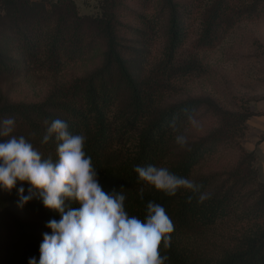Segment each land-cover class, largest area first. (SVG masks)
Wrapping results in <instances>:
<instances>
[{
    "label": "trees",
    "instance_id": "obj_1",
    "mask_svg": "<svg viewBox=\"0 0 264 264\" xmlns=\"http://www.w3.org/2000/svg\"><path fill=\"white\" fill-rule=\"evenodd\" d=\"M131 1H136L137 12L128 6ZM201 2L196 11L178 0H99L98 15L86 17L79 15L75 0H57L62 14H68L72 22L99 24L94 41L101 50V64L84 76L56 82L39 101L11 100L0 93V118H15L13 134L24 136L43 157L53 160L57 142L41 143L53 120L61 119L71 133L84 135L85 152L97 168L100 184L105 191L126 193L129 214L144 219L149 201L165 208L175 226L171 247L162 252L169 257L167 264H264V182L256 168L255 152L238 141L255 115L248 110H225L208 97L168 102L176 80L202 73L195 50L212 49L238 24L259 17L264 13V0ZM37 5L50 11L47 0H0V77L11 75L4 61L11 60L12 50L34 69L53 76L66 64L64 35L54 22L33 13ZM128 14L136 26L127 22ZM190 22L197 24V37L191 55L184 57ZM127 28L145 41L161 40L159 55L140 62L136 69L131 47L123 38ZM5 38L13 46L9 43V52L3 47ZM105 81L110 84L107 99L126 97L133 108L124 131L136 130V135L127 154L113 149L106 136V110L97 90V83ZM201 114L210 115L216 124L203 135L190 137L189 118L196 121ZM177 135L187 138L184 147L175 142ZM229 153H235V160L208 168L213 158ZM150 164L193 180L208 198L201 202L200 193L183 188L167 196L145 185L134 168ZM23 186L27 195L29 185L25 182ZM141 188L143 198L138 195ZM52 219L59 220V214L46 209L38 197L21 208L16 188L0 189V264H28L31 257L38 259L43 233L51 231L46 224Z\"/></svg>",
    "mask_w": 264,
    "mask_h": 264
},
{
    "label": "clouds",
    "instance_id": "obj_2",
    "mask_svg": "<svg viewBox=\"0 0 264 264\" xmlns=\"http://www.w3.org/2000/svg\"><path fill=\"white\" fill-rule=\"evenodd\" d=\"M15 127V118H0V189L16 188L21 208L38 197L60 216L47 222L51 231L43 233L39 257L29 258L28 264H167L169 257L162 252L171 247L175 226L162 205L147 202L144 219L129 214L126 193L103 189L85 152L86 137L71 133L67 122L53 120L41 140L57 142L55 160L43 157L24 136L14 135ZM175 142L184 147L187 138L177 135ZM134 171L139 181L167 196L183 188L200 193L201 202L208 198L201 185L167 167L137 165ZM143 192L141 188V198Z\"/></svg>",
    "mask_w": 264,
    "mask_h": 264
},
{
    "label": "rangeland",
    "instance_id": "obj_3",
    "mask_svg": "<svg viewBox=\"0 0 264 264\" xmlns=\"http://www.w3.org/2000/svg\"><path fill=\"white\" fill-rule=\"evenodd\" d=\"M191 5L195 10L203 3L201 0H178ZM238 1V0H235ZM79 15L95 17L98 15L99 0H75ZM50 11L46 12L44 6L37 5L33 13L41 16L46 21L54 22L64 35L62 56L66 61L62 71L53 76L45 71L34 69L33 65L23 59L13 50L10 51L11 60L4 61L6 71L11 75L8 78L0 77V93L11 100L39 101L56 83L69 82L76 77L84 76L101 64V50L95 45V36L99 24L93 21L72 22L70 16L64 13L57 5V0H47ZM137 12L136 1L128 5ZM136 9V10H135ZM67 16V17H64ZM1 16V11H0ZM127 22L136 26L132 14H128ZM64 30V31H63ZM197 37V24L190 22V32L182 56L191 55L193 42ZM123 38L126 46L131 47V54L135 65L149 61L161 52V40L145 41L142 36H135L134 32L125 29ZM9 39H4V48L9 52ZM101 49V48H100ZM201 63L202 73L174 82V90L169 93V99L179 101L189 97H208L228 111L248 110L255 116L246 123L243 136L238 138L240 145L256 154V168L260 180L264 182V13L250 21L238 24L234 29L224 35L219 43L210 50H195ZM109 82L97 83L98 97L106 110L107 120L106 136L113 145V149L127 154L133 146L136 130L124 131L132 120L133 108L126 97L107 99ZM188 128L190 137L203 135L211 129L216 121L207 114H201ZM235 160V153L216 156L209 164V169L223 167L224 164Z\"/></svg>",
    "mask_w": 264,
    "mask_h": 264
},
{
    "label": "crops",
    "instance_id": "obj_4",
    "mask_svg": "<svg viewBox=\"0 0 264 264\" xmlns=\"http://www.w3.org/2000/svg\"><path fill=\"white\" fill-rule=\"evenodd\" d=\"M263 141H264V140H263ZM263 141H261V142H263ZM261 142H260L259 144H261ZM259 144H258V145H259Z\"/></svg>",
    "mask_w": 264,
    "mask_h": 264
}]
</instances>
